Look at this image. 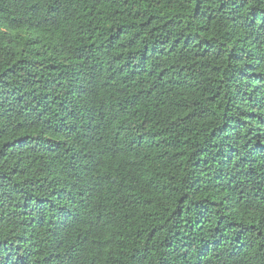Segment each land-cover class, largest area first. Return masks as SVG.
<instances>
[{
    "label": "trees",
    "instance_id": "obj_1",
    "mask_svg": "<svg viewBox=\"0 0 264 264\" xmlns=\"http://www.w3.org/2000/svg\"><path fill=\"white\" fill-rule=\"evenodd\" d=\"M0 264H264V0H0Z\"/></svg>",
    "mask_w": 264,
    "mask_h": 264
}]
</instances>
